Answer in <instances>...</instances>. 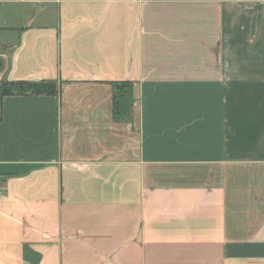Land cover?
Returning <instances> with one entry per match:
<instances>
[{"label":"crops","instance_id":"1","mask_svg":"<svg viewBox=\"0 0 264 264\" xmlns=\"http://www.w3.org/2000/svg\"><path fill=\"white\" fill-rule=\"evenodd\" d=\"M2 79L0 264H264V0H0Z\"/></svg>","mask_w":264,"mask_h":264},{"label":"trees","instance_id":"2","mask_svg":"<svg viewBox=\"0 0 264 264\" xmlns=\"http://www.w3.org/2000/svg\"><path fill=\"white\" fill-rule=\"evenodd\" d=\"M112 119L115 122H131L133 96L132 82H111ZM58 86L53 82H9L0 80V102L7 96L57 95Z\"/></svg>","mask_w":264,"mask_h":264},{"label":"built area","instance_id":"3","mask_svg":"<svg viewBox=\"0 0 264 264\" xmlns=\"http://www.w3.org/2000/svg\"><path fill=\"white\" fill-rule=\"evenodd\" d=\"M2 194V190H1V188H0V195Z\"/></svg>","mask_w":264,"mask_h":264}]
</instances>
